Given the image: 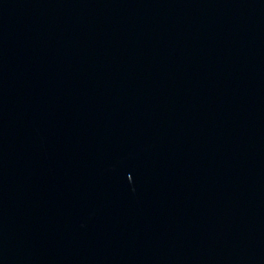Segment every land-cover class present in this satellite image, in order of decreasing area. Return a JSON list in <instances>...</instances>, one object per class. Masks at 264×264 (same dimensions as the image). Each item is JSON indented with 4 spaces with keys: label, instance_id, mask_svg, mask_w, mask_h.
Here are the masks:
<instances>
[{
    "label": "water",
    "instance_id": "obj_1",
    "mask_svg": "<svg viewBox=\"0 0 264 264\" xmlns=\"http://www.w3.org/2000/svg\"><path fill=\"white\" fill-rule=\"evenodd\" d=\"M0 264H264V0H0Z\"/></svg>",
    "mask_w": 264,
    "mask_h": 264
}]
</instances>
